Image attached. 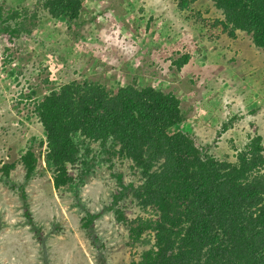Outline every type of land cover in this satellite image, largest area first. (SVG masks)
<instances>
[{
	"label": "rangeland",
	"instance_id": "rangeland-1",
	"mask_svg": "<svg viewBox=\"0 0 264 264\" xmlns=\"http://www.w3.org/2000/svg\"><path fill=\"white\" fill-rule=\"evenodd\" d=\"M44 1L0 0V264H130L154 244L151 231L136 241L132 221L155 213L131 191L121 195L122 183L142 184L139 171L119 146L85 140L92 151L82 148L70 167L75 181L56 189L36 105L73 81L111 93L152 86L182 102L174 131L193 136L204 156L235 164L256 136L264 145V50L224 30L210 0L185 9L182 0H83L73 22L53 18ZM29 149L31 177L22 163Z\"/></svg>",
	"mask_w": 264,
	"mask_h": 264
},
{
	"label": "trees",
	"instance_id": "trees-1",
	"mask_svg": "<svg viewBox=\"0 0 264 264\" xmlns=\"http://www.w3.org/2000/svg\"><path fill=\"white\" fill-rule=\"evenodd\" d=\"M210 1L224 15V30L232 37L245 32L264 50V0ZM43 3L53 18L70 22L84 8L83 0ZM187 6L188 0H182L181 8ZM188 59L177 62L178 68ZM181 105L173 93L152 86H124L111 93L89 81H73L46 95L35 111L46 133L55 188L75 181L70 167L81 160L85 140L102 148L119 146L142 179L139 186L122 183L121 195L131 191L143 209L155 213L152 219L132 221L136 241L151 231L154 244L130 264H264L262 137L252 139L235 164L204 156L193 136L173 130L184 121ZM91 151L85 148V156ZM22 163L31 177L37 164L33 150L24 154ZM96 217L90 215L86 226Z\"/></svg>",
	"mask_w": 264,
	"mask_h": 264
}]
</instances>
